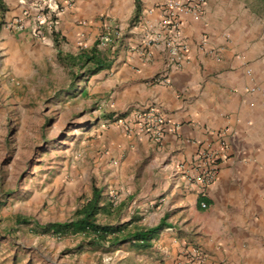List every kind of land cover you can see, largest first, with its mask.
I'll return each instance as SVG.
<instances>
[{
  "label": "crops",
  "instance_id": "0c3cea01",
  "mask_svg": "<svg viewBox=\"0 0 264 264\" xmlns=\"http://www.w3.org/2000/svg\"><path fill=\"white\" fill-rule=\"evenodd\" d=\"M32 1L2 2L3 57L15 52L39 55L44 48L57 51L49 32L40 40L32 35L29 24L22 31L9 28L11 21L24 17ZM161 2L75 0L60 19V49L73 56L82 51L80 43L92 49L104 21L127 28L136 16L143 15L156 23L161 12L149 11ZM216 18L212 2L207 1L202 19L184 20L181 33L189 49L181 67L167 69L166 55L158 47L151 49L149 58L142 56L133 49L128 33L123 42L102 50L110 60L109 68L85 77L90 96L109 99L112 111L120 110L131 120L137 111L156 107L173 129L160 142L144 134L121 135L127 165L142 160L146 164L140 174L147 190L139 194L144 202L137 207L146 214L141 222L132 223L140 228L135 234L163 225L149 247L133 238L122 245L115 256L121 262L162 264L163 257L164 264H264V98L260 92H251L254 87L264 90V55L251 48L250 26L239 31L229 25L225 12ZM241 34L248 44L237 41ZM212 50L220 52V59L209 52ZM221 139L229 149L216 181L202 198L196 188L188 186L185 173L200 150L223 152ZM202 201L207 203L206 209L201 208ZM184 245L199 246L206 253L205 262H198L193 252L182 255Z\"/></svg>",
  "mask_w": 264,
  "mask_h": 264
},
{
  "label": "rangeland",
  "instance_id": "374dc122",
  "mask_svg": "<svg viewBox=\"0 0 264 264\" xmlns=\"http://www.w3.org/2000/svg\"><path fill=\"white\" fill-rule=\"evenodd\" d=\"M207 1L215 19L225 12L239 31L250 26L251 48L264 55V0ZM245 39L237 36L242 45ZM85 77L54 48L0 55V264H136L115 256L140 229L132 223L145 218L137 209L144 202L145 160L127 165L121 137L127 115L112 111L109 99L94 100ZM94 186L102 191L97 223L121 227V244H109L113 236L99 242L81 232L42 229L76 221ZM19 217L31 221L20 224ZM181 250L206 260L199 246Z\"/></svg>",
  "mask_w": 264,
  "mask_h": 264
},
{
  "label": "built area",
  "instance_id": "2783aa9c",
  "mask_svg": "<svg viewBox=\"0 0 264 264\" xmlns=\"http://www.w3.org/2000/svg\"><path fill=\"white\" fill-rule=\"evenodd\" d=\"M6 1L2 0L3 3ZM74 5L75 0H33L25 9L24 17L11 21L9 28L22 31L29 24L32 35L37 39H44L47 32L56 37L59 34L62 15L65 10ZM206 6L207 0H162L156 8L149 11L153 13L157 9L161 12V17L156 23L148 22L143 15L136 16L127 28L121 27L116 22L104 21L103 32L97 39L98 49L102 51L109 47L113 48L127 39L129 33L133 38V49L139 51L142 56L149 58L151 49L158 47L166 55L167 69L181 67L186 61L189 49V42L181 33L184 20L187 17L194 20L202 19ZM135 37L137 41L134 40ZM79 46L82 50L87 47L85 43H80ZM209 52L216 59H220L219 51ZM164 79L166 78L163 77L161 80ZM251 92H260L264 98V90L254 87ZM122 123L129 135L144 134L156 142H160L173 130L165 116L156 107L141 109L133 114L131 120L126 118ZM221 145L223 152L210 148L200 150L185 173L188 186L196 188L202 198L207 196L208 188L216 181L220 162L226 156V150L229 149L226 140L221 139ZM200 206L202 209L208 207L205 201H202Z\"/></svg>",
  "mask_w": 264,
  "mask_h": 264
},
{
  "label": "trees",
  "instance_id": "16d2710c",
  "mask_svg": "<svg viewBox=\"0 0 264 264\" xmlns=\"http://www.w3.org/2000/svg\"><path fill=\"white\" fill-rule=\"evenodd\" d=\"M3 6L2 0H0V8ZM55 47L58 51V58L72 69L78 68L79 71L86 69L87 77L94 75L104 69L109 68L110 60L106 54L98 49V44L90 50H82L77 56L64 55L60 49V40L56 36L54 37ZM77 75V74H76ZM102 197V191L97 187H93L92 199L78 212V219L71 223H52L44 226L42 229L45 231L58 232L60 234H67L68 232H81L84 235L94 237L99 242L107 241L109 236H113V245H117L121 242L120 236L123 232L121 227L114 226H102L97 223V215L102 210L100 207V199ZM17 221L20 224H28L30 218L19 217ZM163 229V225L158 228L135 234L132 238L134 241L141 243L142 247H149L150 242L157 237L159 232Z\"/></svg>",
  "mask_w": 264,
  "mask_h": 264
}]
</instances>
